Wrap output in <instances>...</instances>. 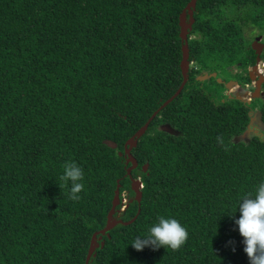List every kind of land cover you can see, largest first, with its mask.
Returning a JSON list of instances; mask_svg holds the SVG:
<instances>
[{
    "label": "trees",
    "instance_id": "trees-1",
    "mask_svg": "<svg viewBox=\"0 0 264 264\" xmlns=\"http://www.w3.org/2000/svg\"><path fill=\"white\" fill-rule=\"evenodd\" d=\"M189 2L0 0V264H85L117 181L113 215L124 192L130 200L88 264H249L239 211L229 214L264 179V128L235 136L249 110L264 125V98H228L216 77L250 83L264 0H196L187 80L136 138L126 173L125 142L182 82L179 15ZM68 160L83 169L79 200L59 179ZM130 177L142 183L139 202ZM158 215L177 219L186 242L134 249Z\"/></svg>",
    "mask_w": 264,
    "mask_h": 264
},
{
    "label": "clouds",
    "instance_id": "clouds-1",
    "mask_svg": "<svg viewBox=\"0 0 264 264\" xmlns=\"http://www.w3.org/2000/svg\"><path fill=\"white\" fill-rule=\"evenodd\" d=\"M260 62L258 63V71L264 75L260 69ZM208 76L211 75L209 74ZM227 81L222 80L219 83L224 84ZM250 83H252L251 87L254 88L253 81L250 80ZM237 84L239 83L237 82ZM250 90L252 91L253 89ZM250 90L248 91L249 93L251 92ZM227 94L230 93L228 92ZM230 95L234 97L236 94ZM59 179L69 186V199L79 200V193L84 188V184L82 183L84 173L81 166L74 160L65 161ZM134 180H139V178ZM141 186L142 183L140 181L139 189ZM237 210L239 211V216L235 218L234 224L239 235L243 238V252L246 254L249 264H264V179H261L255 185L252 192L239 197L236 201L235 209L228 214L231 216ZM187 238V229L177 219L170 216L158 215L156 220L148 227L147 235H136L130 244L136 250L152 246L153 248L163 247L164 249L167 248L175 251L186 242Z\"/></svg>",
    "mask_w": 264,
    "mask_h": 264
},
{
    "label": "water",
    "instance_id": "water-1",
    "mask_svg": "<svg viewBox=\"0 0 264 264\" xmlns=\"http://www.w3.org/2000/svg\"><path fill=\"white\" fill-rule=\"evenodd\" d=\"M195 2H196V0H190V2L188 4H186V6L183 8V10L181 11V13L179 15L180 38H181V40L183 42V45H182V48H181V50H182V58H181V61H180V68H181V73H182V77H183L182 82H181L180 86L178 87V89L174 92V94L171 95L167 100H165L161 104V106L152 113V115L147 119V121L143 124V126H141L125 142V144H124V152H125V154H126V156L128 158L127 161H129L131 163V165L126 169V173H127L128 176H130V173H131L132 169H134L136 167V164H137L136 160L134 159V157L130 153V149L136 143V138L141 136L145 132L149 122L152 120V118L155 116V114L161 108L166 106L173 98H175L179 94V92L181 91V89L183 88V86H184V84H185V82L187 80V71H188L187 34H188V30L190 28V23L192 22V20H191L190 23H186L185 16H186V14L189 11L192 12V9L194 7ZM260 39H261V36L257 35L252 40V42L250 43V46H251V48L253 49V51L255 53V63L248 70V76H249V79L251 81H253L254 88H253V90L250 93L245 91V94L249 95L248 98H242V96H240V95H235L234 96L237 100H240V101L245 102V103H249L252 98H259V97H261L264 94V92H262L260 90L261 84L264 81V75L261 74L258 71V63L260 62V59H261L260 58V54H261V52L263 50V47H264V43L260 42ZM210 75L211 76H215L216 72H211ZM202 78H203L202 76L198 77V79H202ZM216 80H217V82H222L221 78L217 77ZM235 84H237V82L235 80H232V79L228 80L227 82H224V85H225V87L227 89H230ZM227 97L231 98L232 96L230 94H227ZM248 115H249V122L246 125V128L240 134L235 136L236 140H245V139L249 138L250 132H253V134H257L259 136H262V132L260 131L258 126L252 127V123L254 122L253 120H254V118L256 116L258 118V124H260L261 129L264 128V125H263V123L261 122V119H260V113L256 114V112H254V111H249ZM160 129L164 130L166 132H169V133H175V131L168 124H165V123L160 125ZM106 144L108 146H110L111 148L115 147V143H113V142L106 141ZM143 170L144 171L146 170V164L143 166ZM131 185H132V189H133V191L135 192V195H136L135 198L139 202L140 201V196H141L140 189H139L140 181L139 180H134V179L131 178ZM118 190H119V184H118V181H117L116 188L114 190V196H113V199H112V206H111V209L109 210V212L107 213L106 224L101 230L93 233V235L91 236L90 243H89V248H88V251H87L86 258H85V264H88L89 258H90L91 254H92V251H93L94 247L97 246V243H96L97 235L107 232L116 223L122 222L120 219H113L112 218L115 205L118 203V197H119ZM123 223L126 224V222H123Z\"/></svg>",
    "mask_w": 264,
    "mask_h": 264
},
{
    "label": "rangeland",
    "instance_id": "rangeland-1",
    "mask_svg": "<svg viewBox=\"0 0 264 264\" xmlns=\"http://www.w3.org/2000/svg\"><path fill=\"white\" fill-rule=\"evenodd\" d=\"M191 11H189L187 14L188 15H190L191 13H190ZM191 18L189 17V18H187L186 19V23H190L191 22ZM246 29V34L247 35H249V33H248V31L247 30H251V31H253L254 30V32H255V28L252 26V25H249V27H247V28H245ZM250 36L251 37H253L254 36V34H250ZM252 40H253V38H251ZM252 40H251V42H252ZM260 42H264V33H262V38L260 39ZM249 68H251V66H249L248 67V69ZM230 69H232V72H237V71H239L240 70V68H238V67H236V66H232V67H230ZM260 69H261V71L262 72H264V61L262 60L261 62H260ZM227 73H229L228 71H227ZM222 76H227V74L225 73H223V74H219V76H218V78H222ZM205 78H207V75H205L204 76V79ZM252 83H249L248 85H245V87L243 88H241L240 87V85H234V86H232L230 89H228V91H226V92H229L230 94H232V95H234V94H236V95H240V96H242V98H248L249 97V95H247V94H245V91H249L250 89H248V86H250ZM224 88H225V86H224ZM226 89V88H225ZM251 91V90H250ZM256 110H258L257 108L256 109H254L253 111L254 112H256V114H258L259 112L258 111H256ZM257 117L255 116V118H254V120L253 121H257ZM258 122V121H257ZM130 199L127 197V195H126V192H124L123 193V195L121 196V203H122V208H120V210L118 211V213H117V215H113V219H115V218H117L118 217V215L120 214V211L121 210H123V208L126 206V204L128 203V201H129Z\"/></svg>",
    "mask_w": 264,
    "mask_h": 264
},
{
    "label": "flooded vegetation",
    "instance_id": "flooded-vegetation-1",
    "mask_svg": "<svg viewBox=\"0 0 264 264\" xmlns=\"http://www.w3.org/2000/svg\"><path fill=\"white\" fill-rule=\"evenodd\" d=\"M264 33V32H263ZM257 35H260L261 36V38H262V34H256V35H254L253 36V39L257 36ZM264 43V42H263ZM263 49H264V47H263ZM252 66V65H251ZM264 73V72H263ZM237 85H240V84H237ZM240 87L242 88H244L245 87V85L243 86V85H240ZM251 87V85L250 86H248V89ZM253 89V88H252ZM260 90L262 91V92H264L261 88H260ZM227 89H225V91L223 92L224 94H227ZM235 95V94H234ZM260 98H264V94L260 97ZM254 110V109H253ZM250 111V110H249ZM248 111V112H249ZM257 111V110H256ZM257 121H258V119H257ZM257 121H254L253 123H252V127H254V126H258V128L259 129H261V126H260V124H258V122ZM251 135H254L253 134V132H250V135L249 136H251Z\"/></svg>",
    "mask_w": 264,
    "mask_h": 264
}]
</instances>
